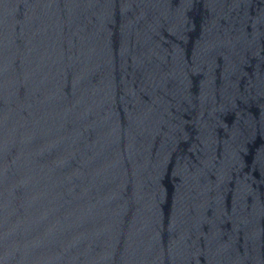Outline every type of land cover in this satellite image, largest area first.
I'll list each match as a JSON object with an SVG mask.
<instances>
[{"label": "water", "instance_id": "95a60500", "mask_svg": "<svg viewBox=\"0 0 264 264\" xmlns=\"http://www.w3.org/2000/svg\"><path fill=\"white\" fill-rule=\"evenodd\" d=\"M0 264H264V0H0Z\"/></svg>", "mask_w": 264, "mask_h": 264}]
</instances>
